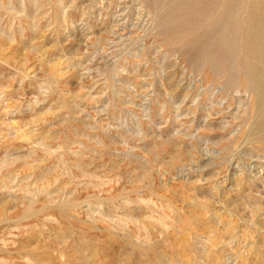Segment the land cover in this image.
Instances as JSON below:
<instances>
[{"label":"rangeland","instance_id":"rangeland-1","mask_svg":"<svg viewBox=\"0 0 264 264\" xmlns=\"http://www.w3.org/2000/svg\"><path fill=\"white\" fill-rule=\"evenodd\" d=\"M0 264H264V0H0Z\"/></svg>","mask_w":264,"mask_h":264}]
</instances>
